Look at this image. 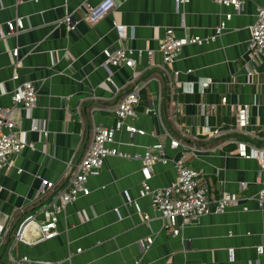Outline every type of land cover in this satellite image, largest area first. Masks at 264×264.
Masks as SVG:
<instances>
[{"label": "crops", "instance_id": "crops-1", "mask_svg": "<svg viewBox=\"0 0 264 264\" xmlns=\"http://www.w3.org/2000/svg\"><path fill=\"white\" fill-rule=\"evenodd\" d=\"M102 1L0 0V107L13 104L12 92L22 81L33 79L38 87L37 105L30 114L19 111L20 130L33 148L14 155V167L0 171V210L14 215L10 231L19 218L38 208L43 178L58 184L67 166L79 162L93 127L115 125L112 106L140 80L145 83L132 123L145 133L118 131L113 146L143 153L148 146L163 144L166 162L153 165L150 185H170L177 176L174 160L184 158L210 182L212 200L226 191L255 196L264 181V156H241L237 142L264 148V63L258 64L260 73L252 82L245 68L251 26L264 0H246L240 12L213 0H187L178 6L175 0H115L112 11L87 22L83 4ZM70 13L76 18L74 30L64 21ZM16 18L24 27L5 36L7 22ZM115 20L125 26L121 44L130 51L132 67L106 60L104 51L112 53L120 44ZM222 22L225 28L216 35ZM168 29L177 37L211 38L201 45H185L171 64L177 72L172 99L167 77L151 65L146 53L147 48L154 50L153 60L161 62L158 46ZM15 72L17 79L12 77ZM207 77L215 82L203 89L200 82ZM237 103L251 105L250 133L235 130ZM203 104L213 106L202 110ZM35 124H45L48 136L32 129ZM214 126L224 129L223 136H207ZM172 139L182 144L174 147ZM141 169L140 160L108 156L100 174L88 180L90 193L60 214L58 236L13 246L9 231L0 244V264H12L9 252L32 260L25 264H264L257 251L264 246V211L254 200L245 203L248 209L233 205L185 225L179 218L180 232L174 235L151 198L140 195ZM37 234L33 229L29 237ZM148 238L152 243L144 248L141 242Z\"/></svg>", "mask_w": 264, "mask_h": 264}, {"label": "built area", "instance_id": "built-area-1", "mask_svg": "<svg viewBox=\"0 0 264 264\" xmlns=\"http://www.w3.org/2000/svg\"><path fill=\"white\" fill-rule=\"evenodd\" d=\"M187 0H175L178 6L181 2ZM214 2L226 6H231L235 11L240 12L246 0H213ZM115 0H103L98 5H92L89 2L83 4L85 10L84 19L87 22H97L106 14L116 7ZM231 14H226V18H230ZM76 18L73 13L67 14L64 21L69 24L70 29L76 27ZM24 27L23 20L16 18L7 22L8 32L5 36L16 33L18 29ZM114 27L117 31L119 46L114 52L104 51L106 60L110 64L117 67H132L134 60L129 54V49L121 44V40L125 37V26L114 21ZM225 28V23L222 22L216 28V35L220 34ZM3 34V33H2ZM211 38H202L196 35H186L177 37L172 29H168L159 42L158 51L161 54V62L156 63L153 60L154 50L147 48L146 53L153 66H158L165 77H167V95L172 99L177 82V72L170 69L171 64L177 59L181 49L188 44H203ZM15 57L18 56V49L13 50ZM246 75L248 82H252L255 75L260 73L257 68L258 64L264 63V5L257 8L256 21L251 26V37L246 51ZM20 62L16 61L15 66H19ZM18 78L15 72L12 76ZM110 80V78H109ZM214 79L207 77L202 80L201 86L203 89L209 88L214 83ZM113 83V82H112ZM145 81L140 80L135 82L131 90L125 92L122 97L112 106V111L116 116V123L113 127L103 125H95L90 143L87 145L79 162L73 166L68 165L63 173L61 183L54 184L46 178L42 180V187L38 199L42 195L53 190L52 195L38 208L19 218L15 229L12 232L11 239L13 246L23 241L22 234L25 227L36 222L42 233V240L52 239L59 234L58 221L60 214L65 208L76 201L82 195H88L90 188L88 186L89 178L98 176L102 170L105 159L108 156H121L127 159L140 160L142 162V187L140 195L149 196L152 206L161 212L165 225L174 235L180 232L178 219H181L183 225L197 222L201 217L210 213L224 212L228 207L233 205H243L244 209H248L245 204L248 200H254L257 207L264 211V181L262 182L261 190L255 196L245 195L244 193L222 192V194L212 200L210 198V182L202 176L201 172L188 166L184 158L174 160L177 170L176 179L168 186L161 188H153L149 180L152 177L153 165L156 162H166L163 156V144L157 143L148 146L143 153H129L121 151L113 146L115 135L118 131L125 130L131 135L135 133L144 134V130L133 125L132 121L138 116V105L140 102V90ZM228 85L231 81L227 82ZM115 86V84L113 83ZM13 104L7 107H0V171L5 168L14 167L12 157L22 153L25 149L33 148V144L29 142L23 131L19 127V111L23 110L25 114H30L31 110L37 105L38 87L35 80L26 79L12 92ZM227 95L221 97L223 104L227 103ZM213 104H203L202 110L206 107H212ZM251 105L248 103L236 104L235 108V130L239 133H250L248 127L251 122ZM32 129L39 130L46 137L49 130L45 124H35ZM224 129L214 126L207 136L210 138H220L223 136ZM228 140V139H226ZM171 144L178 147L182 141L172 139ZM238 153L247 158H262L264 156V148H259L253 144H248L244 140L237 142ZM191 151L195 148H190ZM1 189V186H0ZM246 189V184H241V191ZM243 192V191H242ZM125 200L131 203L133 200L128 190L123 191ZM213 203V206L211 204ZM136 209L141 211L140 206L135 203ZM38 216H41L38 219ZM145 218H149L145 214ZM14 220L13 214H8L0 210V244H2L8 232L10 231L11 223ZM11 232V231H10ZM40 239V240H41ZM152 243L151 238L141 242L144 248H148ZM257 251L264 256V246H258ZM12 264L30 263L32 260L27 256L14 258L9 252Z\"/></svg>", "mask_w": 264, "mask_h": 264}, {"label": "water", "instance_id": "water-1", "mask_svg": "<svg viewBox=\"0 0 264 264\" xmlns=\"http://www.w3.org/2000/svg\"><path fill=\"white\" fill-rule=\"evenodd\" d=\"M33 229H36L38 234L35 237L30 238L29 233ZM41 238H42V233L39 229V225L36 222H31L25 227L23 234H22V239L24 241L35 242V241H39Z\"/></svg>", "mask_w": 264, "mask_h": 264}, {"label": "trees", "instance_id": "trees-1", "mask_svg": "<svg viewBox=\"0 0 264 264\" xmlns=\"http://www.w3.org/2000/svg\"><path fill=\"white\" fill-rule=\"evenodd\" d=\"M52 193H53V190L47 192V193L44 194V195H42L41 198H39V199L37 200V202H36L37 207H38L39 205H41L42 203H44V202H45V201H46V200L52 195ZM13 226H14V227H13V229H11L10 237H11V235H12L13 230L15 229V225H13Z\"/></svg>", "mask_w": 264, "mask_h": 264}]
</instances>
